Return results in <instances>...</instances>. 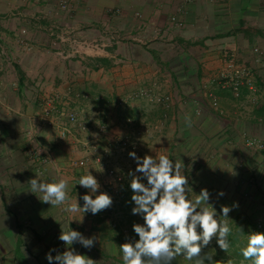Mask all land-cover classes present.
<instances>
[{"label":"crops","instance_id":"obj_1","mask_svg":"<svg viewBox=\"0 0 264 264\" xmlns=\"http://www.w3.org/2000/svg\"><path fill=\"white\" fill-rule=\"evenodd\" d=\"M60 2L66 3L65 10ZM110 9L114 13L108 14ZM106 28L120 42L89 52L91 59L103 58L104 65L60 58L47 34L52 30L89 40L101 38ZM22 29L24 43H19ZM61 47L68 50L66 43ZM227 55L232 56L231 69ZM239 72L248 74L238 78L235 94ZM118 87L127 105L122 129L114 124L117 115L114 122V116L103 119L94 109L88 116L81 106L94 89L105 95L99 100H117ZM146 87L153 91L146 100L162 105L154 117L143 116L134 103L145 100L133 94ZM207 93L217 102L216 111ZM44 100L60 124L56 111L63 109L78 112L88 130L105 123L107 136L134 138L143 129L170 136L165 156L183 162L189 187L206 185L212 193L213 186L216 205L232 206L233 201L238 205L234 210L242 206L243 211L251 196L264 197L257 190L264 188V154L244 143L246 138L264 140V0H0V264H49L46 254L66 250L58 237L69 227L94 238L90 249L74 243L77 253L96 264H123L119 246L132 241L109 228L107 212L86 216L82 210H64L69 203L84 204L86 194H77L75 175L67 177L64 205L52 206L41 200L43 193L30 191L31 179L54 182L58 177L53 179L48 164L25 156L31 142L42 144L39 130L56 131L42 124ZM69 129L73 135L78 131ZM153 144L140 142L138 151L157 156L160 148ZM201 170L209 177L195 179ZM223 185L231 186V195L216 194ZM253 202L258 206L264 199L257 196Z\"/></svg>","mask_w":264,"mask_h":264},{"label":"clouds","instance_id":"obj_2","mask_svg":"<svg viewBox=\"0 0 264 264\" xmlns=\"http://www.w3.org/2000/svg\"><path fill=\"white\" fill-rule=\"evenodd\" d=\"M129 156L136 162L135 172L129 173L132 177L131 201L135 205L131 211L133 215H140L144 223L133 225L139 237L137 241L119 246L123 264H173L178 256H183L193 264H220L203 250L216 238L219 248L227 253L231 246L228 240L231 228L226 220L216 218L217 212L209 204V191L201 189L194 200L189 199L188 178L182 174L184 164L179 160L173 162L165 155L158 158L145 155L141 158L135 152H130ZM143 178H146V184L142 182ZM28 183L32 193H43L41 200L52 206L64 205L69 200L67 180L41 182L34 178ZM78 184L91 194L82 197V208L76 201L69 203L65 211L76 213L82 210L83 213L96 215L112 206L113 200L109 194H96L100 185L89 171L80 177ZM218 195L223 196L224 192L220 191ZM232 210V207L222 206V216L228 218ZM58 238L67 248L55 256L51 255L55 249L46 254L49 264H96L93 259L77 253L71 247L74 243H80L90 249L94 246V238H85L70 227L67 231L62 229ZM241 254L243 260L240 264L244 261L264 264V233L250 234ZM225 264H234V261L228 259Z\"/></svg>","mask_w":264,"mask_h":264},{"label":"rangeland","instance_id":"obj_3","mask_svg":"<svg viewBox=\"0 0 264 264\" xmlns=\"http://www.w3.org/2000/svg\"><path fill=\"white\" fill-rule=\"evenodd\" d=\"M113 89H115V87ZM145 89H146V93L148 94L147 96L144 95V96H140L139 98L137 97L134 98V99L137 98V100H141L145 98V100H141V101L134 102V103H136V108L142 109L143 116H145L146 113H149V115L153 113V117H154V114L159 113V109L162 107V105L161 104L158 105V102H150L146 100L150 98L152 99L153 91L151 88H148V87H146ZM108 91H110V89H108ZM115 91L118 92L117 100L114 99L113 101H110L108 103V102H105L104 100H99L100 96H103V99H104L105 95L103 93H99L98 91H95L94 89L92 90L91 95H89L87 99H85V101L83 102V105L81 106L88 116H90L91 114L90 112L93 111L94 109L95 112H98V115L101 116L103 119L106 116H110V117L114 116L113 118H111L113 119V122H114V120H116L115 116L117 115L118 121L114 122V124L118 126V129H122V126H123L122 119L124 117L123 115H125V113L127 112L126 110L127 105L120 103V97H122V94L120 93L121 89L119 88L118 90H115ZM155 96L156 95L154 94V97ZM164 98H165L164 101L169 103V100H170L169 96H165ZM206 98H208L209 100L211 99V97L208 96V93H207ZM154 99L155 98H153V100ZM211 101L212 100H210V105L212 104ZM77 115L79 116L78 112H77ZM155 121H156L155 123L159 124L160 122H162L164 124V121L162 120L159 121L158 118H155ZM96 122H99V121H95V123ZM150 123L153 124L154 121H151ZM93 125H97V126H95V128L90 127V130H88V127L86 125L87 129L84 132H79V130L77 129L78 131H75L74 135L72 134V132H70V134L63 140L58 139L57 133L55 130H54L55 132L52 129H44L42 131L39 130L37 134L38 135L37 139L41 140L42 141L41 143L43 145L42 144L36 145L35 142H31L29 145L37 148L40 151V153H42L43 150H49L52 152V159H51V162L48 163V165L50 166V169H53L52 170L53 179L54 177H56L55 175L58 173L57 179L55 178L56 181L54 180L55 182H58L62 176L63 177L61 179H64V180H67V177L72 178L74 177V175L75 177H77V186H76L77 194H79V192H84L85 194H91L88 189L78 184L80 177L83 175H87L89 171L97 179L100 185L96 194L98 195L100 192H105L109 194L113 200L111 207L105 210H102L99 213L107 212L109 217H106L107 219L106 223L108 222L109 228L119 229L122 232L123 239L132 241V239L129 236V232H128L131 223L143 224L144 221L140 215H133L131 211L132 208L135 207V205H134V202L131 201V196L133 195V192L130 187V182H131L132 177L129 175V173L130 171L135 172L136 162L133 158L129 156L130 151L120 152L117 150V144H119V142L123 140L124 138H129V137L126 136L122 138L123 136L122 134L121 135L114 134L113 137L107 136L105 134V132H107L105 123H103V126L105 127L104 133L97 132L98 127L102 125L101 123L93 124ZM141 131H142L141 133H143L142 136H138V137L136 136L134 138H130L137 143V146L141 142V144L144 147L145 146L153 147L154 145L153 142H155L156 146H158L160 149L155 150L157 156H154V158H158L160 155H166V153H168L166 148L169 147V143L171 139L170 136L168 137L160 136L159 137L157 135H154L151 129H149L148 131H145V129H143ZM94 132L98 134L100 145L97 147L96 151L91 152L85 148L83 142H85L87 140V137H89V135ZM111 142L113 143V145H110ZM58 149H61L62 154H58L57 152ZM138 149H139V146H138ZM258 152L259 151H255L254 153L257 154ZM261 154H264V153H261ZM137 156L141 158L144 157V155L142 156L140 154V151H138ZM97 157L102 160V164H98L95 161V158ZM76 159H85L86 166H84V168L82 169H72L70 167V164ZM106 166H111L113 169H115L116 176L108 175ZM194 168L196 167L194 166ZM75 170H77V172ZM207 172H209V170H207ZM195 174H196L195 179H199L200 176H202V178L209 177L208 174L205 173L203 170L199 171V173H196L195 171ZM136 175H141V174L136 173ZM117 177H119L120 179L119 181H117L116 179ZM142 182L146 184L147 183L146 178H143ZM260 186L261 185L257 187V190L264 193V188H260ZM205 187L206 185L200 186L198 187V189L196 188V186L189 187V190L187 193L189 199L194 200L196 196L200 193L201 189H206ZM216 191L217 190H215V192ZM220 191H223L224 195L228 196L231 192V186L227 185V187H225V185H223L220 187V190H218L217 192L219 193ZM212 193H210L209 204L215 208L217 212L216 218L218 220L225 221L227 218L222 216L221 208L222 206H228V205L227 203H224V202L222 203V201H218L219 205H216L215 204L216 201L212 199L211 197ZM246 196H250V194ZM257 196L260 197L261 199H264V197L258 194H256V197L251 196V199L249 198L248 203L246 201L248 205L242 211L245 213L244 215L251 216V218L255 219V221L257 222L250 229L252 231H258V230L264 229V202H261L260 205L257 204L258 206H256L253 202V198L257 199ZM231 202H232V206L230 205L229 207H232L233 209L232 212H235L234 210L235 207L233 206L237 204L233 201ZM80 207L82 208L83 205ZM240 207L242 208V206H239V208H237L239 209V211L241 210ZM85 215L91 216L92 213L86 212ZM229 218L227 220H229ZM262 232H264V230H262ZM209 249H211L212 251L220 250L216 242V238H213L211 243L206 248H204L203 251L209 250ZM180 263L181 264H193L191 261H188L185 258H182V261H180Z\"/></svg>","mask_w":264,"mask_h":264},{"label":"built area","instance_id":"obj_4","mask_svg":"<svg viewBox=\"0 0 264 264\" xmlns=\"http://www.w3.org/2000/svg\"><path fill=\"white\" fill-rule=\"evenodd\" d=\"M59 7L61 10H65L67 5L65 2H60ZM108 14L114 13L112 9L107 11ZM70 31V30H69ZM25 34V30L22 29L20 31L21 39H19V43H24L23 41V35ZM48 36L53 38V46L55 47V52L58 54V56L64 60L66 59H75L76 61H88L93 57L89 52L93 53H98L100 51H105L108 47L115 45L120 42L121 37L114 31L110 29H104L100 35L101 38H94V39H89L86 40L84 38L77 37V35L74 34H69L68 36L65 35L64 33H59L55 34L54 31L50 30L48 33ZM66 43L68 45V50L63 49L61 47V44ZM225 61L227 62L228 68L233 67V60L231 55H227L225 57ZM248 73L246 72H239L236 77V81L233 82V91L236 94L237 89H238V78L239 77H246ZM147 96L148 94L144 90H139L135 94H133L134 97L139 98L140 96ZM212 98V95H209ZM212 101V107L213 109H218L217 102L215 101L214 98L211 99ZM47 101H49L47 99ZM44 100L45 107L42 109V124L45 127L48 128H56V133L57 137L59 140L65 139L69 134H70V129L69 126H74L76 129H78L81 132H84L87 127L86 124L81 121L77 115L76 112L74 111H64L63 109H60L56 111L57 117L59 119L63 120V123L60 124L56 121V118L53 116V107L49 102ZM120 103L122 101L120 100ZM119 103V104H120ZM105 127L103 125H100L98 127L97 132L104 133L105 132ZM245 146L248 147L249 149H252L254 151H259L264 153V140H255L251 138H246L245 141ZM85 148L89 151H96L97 147L100 145L99 143V138L98 134L96 132L91 133L89 137H87V140L83 142ZM117 150L120 152H135L136 155H138V146L135 141H133L130 138H124L117 144ZM25 156L28 158L30 161H41L44 164H48L51 162L52 159V152L49 150H43L42 153L40 151L33 147V146H28L25 148ZM42 156V158L40 157ZM95 161L98 164H102V160L100 158H95ZM86 166V160L85 159H76L74 160L71 164L70 167L72 169H82ZM107 167V173L110 176H116L115 175V169H113L111 166H106ZM117 181H119V177L116 178Z\"/></svg>","mask_w":264,"mask_h":264},{"label":"trees","instance_id":"obj_5","mask_svg":"<svg viewBox=\"0 0 264 264\" xmlns=\"http://www.w3.org/2000/svg\"><path fill=\"white\" fill-rule=\"evenodd\" d=\"M87 64L88 65H94V64L104 65L105 60L103 58H93V59H89L87 61ZM210 189L212 190V192H214L213 186ZM209 193H211V191ZM236 210L235 212L231 211V213L228 216V218L230 217L229 220H227L228 218L226 219L229 227L231 228V233L228 236V240L231 246L228 252L225 253L221 249L219 251H212L211 249L204 251L208 255L212 256L214 262L219 261L220 264H225V262L228 259H232L234 261V264H240V262L243 260L241 249L247 246L248 236L255 232L264 233L262 232V230L264 229L258 230V231L250 230L253 227V225L257 223L255 219L251 218V216L249 215L248 216L244 215L245 213L242 212L241 210L239 211V213L236 212ZM134 224L135 223H131L129 230H128L129 236L133 242L139 239L138 235L133 230ZM182 258L184 257L178 256L176 260L173 262V264H181L180 261H182ZM243 264H251V261H244Z\"/></svg>","mask_w":264,"mask_h":264}]
</instances>
